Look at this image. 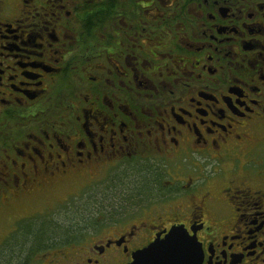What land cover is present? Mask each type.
Segmentation results:
<instances>
[{
	"label": "flooded vegetation",
	"instance_id": "af4514ba",
	"mask_svg": "<svg viewBox=\"0 0 264 264\" xmlns=\"http://www.w3.org/2000/svg\"><path fill=\"white\" fill-rule=\"evenodd\" d=\"M79 205L20 264H264V0H0V246Z\"/></svg>",
	"mask_w": 264,
	"mask_h": 264
},
{
	"label": "trees",
	"instance_id": "16d2710c",
	"mask_svg": "<svg viewBox=\"0 0 264 264\" xmlns=\"http://www.w3.org/2000/svg\"><path fill=\"white\" fill-rule=\"evenodd\" d=\"M79 206L84 208L83 205ZM79 206H76L74 210L61 207V209L53 211L54 213L48 212V215L43 216L41 228L37 226L36 221L40 214H34L31 218H28L27 222L24 223L27 243L24 245L12 243L9 246H0V264H20L19 260L16 259L18 257L26 256L31 258L38 252L61 246L60 241L70 236L73 225L78 223L83 217L84 211H78ZM63 213L81 214L78 217L73 215L72 223L68 220L69 218L62 220ZM60 215H62V219L57 223L56 217Z\"/></svg>",
	"mask_w": 264,
	"mask_h": 264
},
{
	"label": "snow or ice",
	"instance_id": "6c2138e0",
	"mask_svg": "<svg viewBox=\"0 0 264 264\" xmlns=\"http://www.w3.org/2000/svg\"><path fill=\"white\" fill-rule=\"evenodd\" d=\"M155 243H152L150 248L136 256V264H154V257L162 251H187L194 252L193 240L188 231L177 229L172 232L167 238H154Z\"/></svg>",
	"mask_w": 264,
	"mask_h": 264
},
{
	"label": "water",
	"instance_id": "95a60500",
	"mask_svg": "<svg viewBox=\"0 0 264 264\" xmlns=\"http://www.w3.org/2000/svg\"><path fill=\"white\" fill-rule=\"evenodd\" d=\"M177 229H180L178 227H172L164 238H167L168 235H170L172 232L176 231ZM192 237V236H191ZM193 240V248L196 245L194 237H192ZM156 240H154L152 243H155ZM152 243H150L145 248H150L152 246ZM145 248L137 250L133 253V260L127 264H136V256L137 254L143 252ZM190 252L187 251H162L157 256L154 257V264H187L189 262Z\"/></svg>",
	"mask_w": 264,
	"mask_h": 264
},
{
	"label": "rangeland",
	"instance_id": "374dc122",
	"mask_svg": "<svg viewBox=\"0 0 264 264\" xmlns=\"http://www.w3.org/2000/svg\"><path fill=\"white\" fill-rule=\"evenodd\" d=\"M46 206V205H45ZM60 207H63V206H60ZM76 207V206H75ZM59 210V209H58ZM78 211H85V208H83L82 206H79L78 207ZM70 212V211H69ZM81 213H74V214H70V213H63V219H62V215L60 216H57L56 219H57V223L60 222V220H64V219H67L69 218L68 220H70V222L73 223V215H75L76 217L80 216Z\"/></svg>",
	"mask_w": 264,
	"mask_h": 264
}]
</instances>
